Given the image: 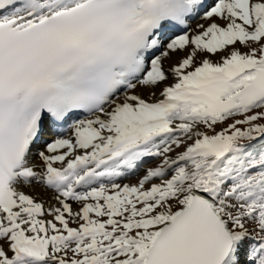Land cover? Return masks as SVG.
<instances>
[{
    "label": "snow or ice",
    "instance_id": "snow-or-ice-1",
    "mask_svg": "<svg viewBox=\"0 0 264 264\" xmlns=\"http://www.w3.org/2000/svg\"><path fill=\"white\" fill-rule=\"evenodd\" d=\"M0 264H264V0H0Z\"/></svg>",
    "mask_w": 264,
    "mask_h": 264
}]
</instances>
